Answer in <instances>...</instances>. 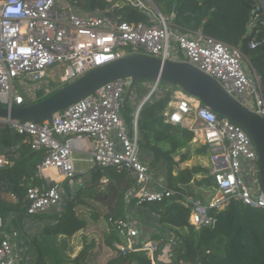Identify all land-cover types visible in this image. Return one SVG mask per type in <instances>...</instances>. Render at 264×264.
I'll return each instance as SVG.
<instances>
[{"label": "built area", "instance_id": "1", "mask_svg": "<svg viewBox=\"0 0 264 264\" xmlns=\"http://www.w3.org/2000/svg\"><path fill=\"white\" fill-rule=\"evenodd\" d=\"M107 1L112 3L111 10L130 6L144 14L146 20L130 22L106 11L80 14L70 3L60 0H0V104L13 107L37 102L40 96L96 66L141 53L190 62L264 117L262 76L253 65L255 78L249 75L245 69L249 60L239 47L205 35L202 30L185 32L173 23L174 13L164 14L156 0ZM263 29L264 1L260 0L248 24L251 48L261 42L259 35ZM162 82L143 80L139 91L148 94L136 107L130 125L122 118L130 78L107 83L54 113L51 119L21 122L0 118V125H11L26 136L33 150L44 152L36 171L41 183L30 185L23 198L27 210L22 225L12 227L11 219L0 215V264H34L28 232L50 223L47 214H61L66 209L70 198L66 184L73 192L76 190L74 152L78 142H89L88 160L94 170L126 168L136 179L137 185L126 195L128 203L162 202L175 193L168 182L153 176L152 167L139 154L138 120L143 107L159 89L157 98L171 95L165 112L167 121L188 128L195 141L206 145L212 154L220 155L224 162L213 174L216 195L211 200L188 197L192 203L190 221L198 228L214 225V213L231 198L264 208L258 151L247 130L197 97ZM178 92L182 96H177ZM18 147L3 148L0 142V167L11 164L9 152ZM101 179L102 183L109 181L105 175ZM10 195L18 200L16 194ZM118 228L124 238L123 243L117 244L122 252L145 251L157 264L155 253L160 240L145 231L141 220L130 210L126 218L118 221ZM166 233L171 234L169 241L175 243V233Z\"/></svg>", "mask_w": 264, "mask_h": 264}, {"label": "trees", "instance_id": "2", "mask_svg": "<svg viewBox=\"0 0 264 264\" xmlns=\"http://www.w3.org/2000/svg\"><path fill=\"white\" fill-rule=\"evenodd\" d=\"M72 1L86 12L106 11L109 14L121 15L122 19L130 22L146 20L144 14L130 6H116L111 10L112 3L107 0ZM156 2L164 14L174 13L173 23L185 32L202 30L205 35L239 47L264 82V29L259 35L261 42L255 48L250 47L251 37L247 35L252 10L258 6L260 0H156ZM108 8L110 11H107ZM162 84L168 85L165 81ZM60 87L50 94L40 96L37 101L45 99ZM165 98L158 101L159 110L150 115L142 116L146 105L143 107L138 126L140 140L143 136L148 145L149 131L156 136L157 142L163 141L171 145L166 151L157 146L154 148L168 158L172 165L173 156L186 143L178 134L190 133L192 137V132L180 124L167 121V116L164 115L168 107ZM160 114L162 115L159 116ZM0 142L3 148L19 145L14 151L9 152H12L11 164L0 167V215L12 218L21 225L26 218L27 205L23 198L27 189L30 185L41 183L36 171L44 158V152L33 150L26 136L9 124L0 125ZM203 147L205 148L203 151L206 152L207 146ZM203 172L208 170L200 165L180 170L170 179L169 186L175 190L174 194L162 202L141 204L153 211L159 222L170 227L175 233V243L169 240L166 243L164 242L166 239L160 242L155 253L156 263L264 264V208L252 207L239 198H231L222 209L214 213V225L198 228L190 221L192 203L188 197L195 194L188 192L183 185L192 182L198 186L204 185L205 180L196 177ZM104 175L109 178V185L99 195V181ZM89 183L91 187H80L70 195L66 209L61 214L46 215L51 219L50 223L42 229L36 228L28 232L27 242L35 252L34 264H153L147 252L124 253L117 246L124 242L118 221L126 218L136 202L126 201L128 191L137 185L136 179L126 168L110 167L96 170ZM213 183L214 176L209 180V184ZM4 192L16 194L18 200L9 201ZM81 206L86 208L78 211ZM82 230L86 234L83 236L80 251L74 257L65 256L59 246L47 239L49 235L73 236ZM181 230H184L185 234ZM93 231L100 235L99 240ZM89 232L93 233L92 238L88 236ZM152 237L163 236L153 233ZM106 250H110L112 254L101 263L100 257Z\"/></svg>", "mask_w": 264, "mask_h": 264}, {"label": "water", "instance_id": "3", "mask_svg": "<svg viewBox=\"0 0 264 264\" xmlns=\"http://www.w3.org/2000/svg\"><path fill=\"white\" fill-rule=\"evenodd\" d=\"M124 78L131 79L124 99L125 108L138 82L161 80L197 97L216 113L228 116L244 127L258 151L260 188L264 192V117L231 95L214 77L187 61L128 54L92 68L41 101L13 107L0 104V118L21 122L51 119L54 113L107 83Z\"/></svg>", "mask_w": 264, "mask_h": 264}, {"label": "rangeland", "instance_id": "4", "mask_svg": "<svg viewBox=\"0 0 264 264\" xmlns=\"http://www.w3.org/2000/svg\"><path fill=\"white\" fill-rule=\"evenodd\" d=\"M60 1H61V3H70L72 8L74 10H76L77 12H79L80 14H88V13L101 14L103 12L101 10H97L94 12H86V11L82 10L80 7L76 6L72 0H60ZM245 69L252 78H255V74H254V71L252 68V64L249 61L245 62ZM142 82H143V80L138 82L135 85V87L133 88L131 97L127 101V107L122 108V118L127 123V125H130L132 123V118L135 115L136 107H138L143 102L144 97L148 94V93L147 94L146 93H140L139 86L141 85ZM159 91H161V90L159 89L158 92H156L155 95L148 101V103L145 106V109L142 112V116L150 115L151 113L159 110L160 104L158 101L161 100V99L157 98L158 95L160 96ZM135 97H136V100L138 101L137 106H136V102L134 100ZM170 98H171V95H168V97L165 98L166 99L165 100L166 105H168ZM168 108H169V106L167 107V109ZM161 115L162 114H160L159 116H161ZM164 115H165V113H164ZM158 126H160V125L158 124ZM149 135H150V139L152 141L151 145L150 144L148 145L147 143H145L144 137L141 136L140 149L142 152H144L147 148L152 149L153 145H154V147L157 146V148H159V149L163 148L161 150H164V148H166V147H168V150H169V148H171V145L167 142H163V141L157 142L155 140L156 136L150 131H149ZM178 135L180 137H182L183 140L186 142L184 147L180 151L179 158H181V159H179V160H183L184 163L190 164L191 167H193L195 165H200V166H203L204 168H207L208 172H203V173L198 174L197 178L199 180H205L203 186H204V188H208V186H210L209 180H211V177L213 176L214 172L217 170H220L221 167H223V165H224L223 158L220 155L212 154L209 150H207L206 152L203 151V150H205V148L202 145H200L199 143L194 142L192 140L193 138L191 137L190 133H187V135L183 134V133L178 134ZM74 156L75 157H81L79 153H74ZM147 163H149L150 166H152V172H153V168L155 169L159 164V162H157L156 160H153L152 162H147ZM177 163H178V161H174V164H177ZM83 165L88 167V165H90V163L89 162H83ZM169 173H170V169H169ZM75 182H76V190L80 186H82V187L86 186L87 188L91 187L90 183H89L90 180L88 182H85V183H83V180H82L81 182L83 185L80 183L79 180H77ZM99 182L100 183H99V187H98V193L100 195L104 191V189L109 185V181L107 183H102V179H100ZM198 187L199 186L195 182H192L191 185L187 188V190L189 192H193V194H195V196H192L194 198L200 197L201 199H209L213 195H215V193H216L215 192L216 190H214V189L207 190V191L206 190L205 191H198L199 190ZM3 194L5 195L8 193L4 192ZM93 207L97 208L96 206H93ZM85 208H86L85 206H81L78 209V211L84 210ZM6 219H9V217H7ZM10 219H11V226L12 227L15 226V228L16 227L19 228L18 224L12 218H10ZM156 219L158 220V217ZM152 223L155 226L157 225V227H159V228H161V226L164 225L163 223H160L159 220L154 221ZM162 229H164V228H162ZM93 232L95 233L94 236L99 240L100 235L95 231H93ZM181 232H184V234H185L184 230H181ZM156 233H158V232H156ZM84 234H86V232H84L82 230L73 236H66L63 234L49 235V236H47V239L52 244L59 246L63 250L65 256L74 257L78 254V252L80 251V249L82 247ZM92 234L93 233L89 232L88 236H90L92 238L93 237ZM157 239L160 240V242H163L166 239L164 241L166 243H167V240H169V238H167V237H160ZM33 252H34V250H33ZM34 254H35V252H34ZM111 254H112V252L110 250H106L102 254V256L100 257V262L104 263L108 259V257L111 256Z\"/></svg>", "mask_w": 264, "mask_h": 264}, {"label": "crops", "instance_id": "5", "mask_svg": "<svg viewBox=\"0 0 264 264\" xmlns=\"http://www.w3.org/2000/svg\"><path fill=\"white\" fill-rule=\"evenodd\" d=\"M182 94H183L182 92H178L177 96H182ZM135 102H136V106H137L138 102L136 101V99H135ZM192 138H193V133H192ZM192 140L194 142L199 143L200 145L204 146L203 143L195 141L194 138ZM151 144H152V141L150 139V145ZM89 147H90L89 146V142L83 140L82 142H78L77 148H76V150L74 152V153H79L80 156H81V157H75L76 158L75 165H76V169H77L76 181L79 180L81 184H82V182H81L82 180H83V183L88 182L89 180H91L94 177V175H93L94 172H96V170H94L92 168L91 162L88 160L89 154H88L87 151L89 150ZM161 149H163V148H161ZM166 150H168V147L164 148V150H162V151H166ZM180 151H178L173 156V160L174 161H178V163L174 164V161H173L172 165H170V162L168 161V158H166L163 154L159 153L157 151V149H154V145H153L152 149L151 148H147L144 152H142L141 149H140L139 154H140L141 159L144 162L146 161L145 163L152 162L153 160H156L157 162H159L158 166L155 169L153 168V176L156 179L160 180V181H165V182L170 183V179L172 178V175H176L180 170H183V169H185L187 167H191L190 164L184 163L183 160H179V159H181V158H179ZM83 162H89L90 165H88V167H86V166L83 165ZM147 164H149V163H147ZM169 169H170V173H169ZM196 177H197V175H196ZM190 185H191V183H188V184L183 185V187L187 190V188ZM80 187H82V186H80ZM65 188H66V195H68V196H70L72 193L76 192V190H75V192H73V190L69 186L67 188V184H66ZM198 189H199L198 191H205V190L207 191V190H211V189L215 190L213 184L212 185L210 184V186H208V188H204V186L202 185V186H199ZM215 195H216V193H215ZM215 195H213L209 199H202V200L207 202V201L211 200ZM4 196L9 201L15 202L11 198L10 193L5 194ZM130 213H132L134 216H136L137 218H139L141 220V222L143 223V227L145 228V231H147L148 233H152L153 234V233L158 232L156 234H160L163 237H165V235H166L167 238L171 234L168 235V233H166L165 230H167V231H169L171 233H174V231L168 226H165V225L161 226L160 225L161 228H159V227H157V225L156 226L153 225L152 222L158 221L156 219L157 217H156L155 213L153 211H151L149 208L138 204L137 202H135L132 205V207L130 209ZM21 225L19 224L18 226L20 227ZM16 228H18V227H16ZM162 228H164V229H162Z\"/></svg>", "mask_w": 264, "mask_h": 264}]
</instances>
